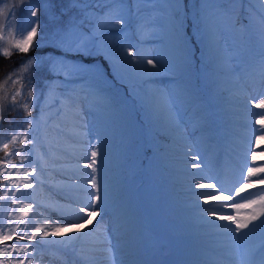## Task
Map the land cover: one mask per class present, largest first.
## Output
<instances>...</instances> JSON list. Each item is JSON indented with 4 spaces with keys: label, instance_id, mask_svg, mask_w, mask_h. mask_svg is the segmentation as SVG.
Masks as SVG:
<instances>
[{
    "label": "rangeland",
    "instance_id": "obj_1",
    "mask_svg": "<svg viewBox=\"0 0 264 264\" xmlns=\"http://www.w3.org/2000/svg\"><path fill=\"white\" fill-rule=\"evenodd\" d=\"M12 2L13 0H3L0 7ZM63 2L66 6L67 0H63ZM87 2L93 5L92 14L89 16L91 24L98 23V17L102 16L107 8L95 7V4L97 2L103 4L105 0H87ZM112 2L113 0H106L108 5H111ZM203 2L204 0H189L188 2L180 0L181 13L187 11L191 20L200 19L203 22L200 24V31L195 36L201 51L197 52L196 47L189 44L188 47L192 49L195 58L179 73H161L145 80L134 79L130 75L126 61L131 58L127 57L124 51L129 45L134 46L144 55L145 62L146 59L153 56L167 61L171 58L169 50L172 47V38L163 28V20L159 18V14L164 11L162 0H145L140 4L137 3V0H123L122 14L127 24L122 31L108 29L107 36L103 38L102 43L119 65L118 69L111 68L113 76L120 83L133 84V87L126 92L123 90L114 92L108 87L110 81L107 76L105 79L99 80L91 71L76 73L71 68L61 69L58 67L56 71L60 73L59 76L55 75L54 79L47 82L45 78L41 79L48 87L34 98L37 113L34 116L36 122L31 135L35 138L36 143L35 146L31 144L26 146L30 150V160L24 161V164L26 167L29 164L34 165L37 171L34 176L29 177L34 187L23 190L26 197L24 203H33L34 205L29 216L25 219L29 221L30 225L32 221L43 223L45 218L50 216L52 209H55L56 212L62 211L63 214L71 218V222L76 221L77 215H82L74 210L89 203L88 187L83 185L84 189L81 190V185H77L73 188L74 190L66 191L75 199L71 202L68 201V207L58 205V199L54 193L59 175L58 169H70L72 165L68 161L71 146L85 145V149L82 148V151L86 153L91 150L89 147L91 141L92 145H96L102 153H105V160L111 164L112 168L105 172H109L107 175L110 180L108 184L99 176L104 171L100 169L101 172L97 173L102 195L104 186L108 187V199L98 205L104 211H101L99 216L89 222L88 228L62 233L60 237L48 238V242L44 243L43 252L37 250L34 264L44 263L47 257L53 259L52 264H72L73 260L81 263V257H84L81 250L76 251L57 242L68 240L69 237H71V244L99 241L108 235L107 233L102 234V229L107 224L105 220L107 222L109 220V223L110 220H114L119 225L117 230L128 229L121 222L120 216L116 215L115 209L124 210L132 202L136 205L143 204L142 198L146 196V193L138 191L133 187V184L142 177L144 171L150 170L151 166L165 176L166 181L163 189L169 195H172L171 193L178 183H181V180L188 179L190 181L192 173L204 177L210 184H216L217 188H221L222 186L220 187L218 182L220 177L215 175V172L213 173L214 169L211 167L200 164L198 170L194 172L186 170V162L173 159L174 155H180L187 159L192 158L191 155L173 151L177 146L187 145L188 136L196 137L213 146L214 151L217 153L218 150V154L223 156L227 164H236L241 157L250 158L254 149L247 146V151H244L240 139L247 138L249 129L246 127L252 125V120L257 118L253 113L264 111L252 108L251 103L246 99H259L264 96V84L261 83V73L264 72V68L261 66V55L264 54V36H262L260 22L261 12L264 11L261 9V5L264 4V0L262 3L237 0L235 5L231 3V0H208L207 8L202 12L200 5ZM31 3L42 5L44 0H31ZM153 4L156 5L155 8ZM245 6L249 13V22L246 24L241 21L240 13ZM129 7L131 12H129ZM27 8L26 0L25 4L19 7L15 13L17 22L25 19ZM39 19L41 28L38 30L33 47H36L37 44L40 46L50 44V40L45 37H50L51 20L43 12ZM4 22L6 24L5 33L11 30L16 38H19V32L16 30L12 18L9 17ZM21 27H26V24H21ZM142 28L143 30H141ZM7 47V42L0 40V49L3 51ZM10 50L15 51V49ZM40 56L47 58L46 55ZM197 58H199L198 61ZM122 60L124 63L120 64ZM205 61H207V66L204 65ZM65 62L68 65L81 64L82 67L93 70L101 67L98 63L85 64L73 61L71 58ZM66 72H71L68 78H65ZM49 87H51V91H49ZM25 98L27 99V97ZM207 110H210V114L203 121V114ZM242 111H247L251 120H243L241 123L238 114ZM195 117H198V122H194ZM24 127L26 129V125ZM207 129L210 130V133L206 132ZM15 131V128L5 131L1 129L0 142L1 138L8 140ZM167 132L168 134H165ZM219 135L227 140L226 144L221 143L222 138ZM235 136L239 137V141L235 139ZM92 138L93 140H90ZM16 147L20 148L21 145L17 144ZM219 148L222 152L219 151ZM24 154L28 155L29 153ZM4 155V152L0 150V159H3ZM33 158L34 162H31ZM11 159L19 167L20 158L13 156ZM86 160L83 157L76 170L91 171L83 167ZM2 167L3 165H0V168ZM223 170V168L220 170V175L221 172L223 174ZM8 171L14 177H22L24 169L17 172L11 165H8ZM7 183L0 179V184L7 185ZM18 183V180L12 182V192L15 191V185ZM80 183L82 182L78 180L77 184ZM4 190L7 188L0 189V196L3 195ZM63 190L57 188V191ZM15 194L17 197L21 195L20 192ZM186 196L187 199L178 198L175 195L170 196L173 203L165 209L170 212L185 209L184 206L191 204L193 200L192 196ZM126 200L130 201L126 202ZM17 207L11 205L10 199H0V226L7 225L8 213ZM105 211L108 212L107 219L103 218ZM240 211L243 213L247 209ZM225 214L229 213L223 211L222 215ZM15 222L19 223V221ZM161 223L157 224L161 229L156 231L157 234L154 232L155 224L150 225L148 233L158 238L164 237L166 226L162 221ZM174 225L177 227L179 224L175 223ZM14 226L15 224L8 227ZM180 226L193 228L195 222L190 221V223L178 227ZM214 229L217 230V227ZM205 230H207L206 227L203 228V231ZM225 236L227 237L226 233ZM251 237L252 234L243 239L250 242L253 238ZM179 239L182 240L181 244L184 247L192 248L199 244L190 235ZM14 242L15 238L9 244ZM24 243L35 244L38 242H19L20 245ZM229 244V240L225 242L226 246ZM241 244L243 243L241 242ZM89 245L90 248L93 247L91 244ZM204 246L202 244L201 251L206 249L207 253L204 254L210 256L207 261L202 260V264H219L226 260L232 261L234 258L242 257L240 253L234 255L229 251L222 250V252L217 242H212L209 248L205 247L204 249ZM174 250L172 249L164 257V263L169 260L173 264L179 258ZM194 250L193 254L192 252L191 254L183 253L182 256L188 259L194 258L198 254L196 248ZM41 255L43 259H41ZM255 258L257 259V256Z\"/></svg>",
    "mask_w": 264,
    "mask_h": 264
},
{
    "label": "snow or ice",
    "instance_id": "obj_2",
    "mask_svg": "<svg viewBox=\"0 0 264 264\" xmlns=\"http://www.w3.org/2000/svg\"><path fill=\"white\" fill-rule=\"evenodd\" d=\"M26 0H13L11 4H4V7H0V40H5L8 47L3 50L5 57H10L12 51L15 49L19 53H29L33 47V42L37 38L38 30L41 28V21L39 19L40 14L43 12L52 23V30L50 37L46 36L45 39L50 40L48 47L44 49V53L47 58H42L40 55L30 57L23 63L19 72L25 73L32 71L33 75L36 72L43 70L48 71L56 76L60 73L56 71L59 67L61 69L71 68L76 73L81 71H91L93 75L99 80H103L107 76V68H119V65L111 52L102 43L103 38L107 36L108 29H115L122 31L126 26L127 21L122 14L124 7L123 0H113L111 5L106 3L95 4V7L107 8V11L103 12L102 16L98 17V23L91 24L89 16L92 14V4L87 0H67L65 6L63 0H44L42 5H35L31 3V0H27L28 8L27 15L23 21L17 22L15 19V13L19 7L25 4ZM145 0H137V3H144ZM3 3V0H0ZM231 3L235 5L237 0H231ZM162 6L164 11L159 14V18L163 20V28L168 31V34L172 38V47L169 50L170 59L167 61L158 56L146 59L144 55L137 51L134 46L129 45L124 51L128 59L126 61L130 75L134 79L145 80L150 79L161 73H179L183 67L190 63L193 56L192 49L188 47L189 44L195 43V36L200 31V24L203 22L200 19H192L190 21L187 11L181 13L180 0H162ZM208 6V0H204L200 5V9L203 12ZM155 8L156 5L153 4ZM261 9L264 10V4L261 5ZM75 10V11H73ZM129 12L131 8L129 7ZM9 17L12 18L13 23L16 25V30L19 32V38L13 31L5 33L6 21ZM247 19V17H245ZM261 26L262 36H264V11L261 12ZM21 24H26V27H21ZM91 24V27H89ZM191 26L193 31L190 34L188 32V26ZM146 27V26H144ZM143 30V28L141 29ZM187 37V39H185ZM36 47H40L39 44ZM108 60L110 63L107 66H101L96 69H86L81 64L73 63L72 65L66 64V60L71 58L73 61H80L83 63H96L100 58ZM122 60L120 64H123ZM150 66V67H149ZM261 66L264 68V54L261 55ZM16 76L13 79V76ZM71 75V72H66L65 78ZM11 81L13 86L20 85L9 94L0 96V124L3 123L4 106L8 105V111H22L23 118L20 123L15 120L10 121L16 131L10 135L7 142H3L0 145V150L4 152V158L0 159V179L8 182L7 185L0 184V189L7 188L3 191V195L0 199H10L11 205L18 206L8 213L9 219L7 225L0 226V264H34L37 250L43 252L44 243L48 242L50 237H60L62 233H70L73 230L79 231L82 228H88L89 222L96 216L100 215L104 209L98 205L102 201L108 199V187L105 185L103 188V195L101 194V185L97 180V160L102 153L96 145H92L89 142L90 152L87 154L86 163L83 165L85 169L91 171L87 174V183L91 185V189L87 191L89 197V203L86 206H81L74 211L82 214L77 215L75 222H63L56 221L54 223L48 222L45 218L43 223L32 221L31 225L25 218L29 216L30 210L33 209V203H24L26 198L24 191L26 189H32L34 187L33 182L29 179L30 176L36 174V167L29 164L27 167L24 161L30 160V150L26 147L31 144L35 146V138L32 137L31 131L35 127L36 118L33 116L32 109L36 107L34 98L36 97L35 88L32 87L27 91V99L25 98L24 91V78L14 70L9 73L5 79L4 84ZM29 84H32L31 79L28 80ZM261 83L264 84V72L261 73ZM4 85H0L3 88ZM51 91V87H49ZM251 103V107L255 109L264 110V96L262 98H246ZM31 101V102H30ZM257 118L255 124L260 128L257 130L259 135H255L254 139L257 146L264 142V111L259 113H253ZM26 125V129L25 126ZM21 145L17 148L16 145ZM24 153H29L25 155ZM16 156L20 158L19 167L13 163L11 157ZM264 156V152L261 153ZM197 155L192 156V161L199 160ZM251 159L256 161L257 155L255 151H252ZM8 165L16 169L17 172L20 169H24L22 177L12 176L8 171ZM193 168H199L198 163H192ZM246 177L239 182V186H235L231 189L217 188L216 184L205 185L202 180L204 177H200L194 183V187L198 189H204L208 187L213 191L202 192L198 195L204 197V202L208 203L209 200L215 199L216 205L209 209L206 213L207 216L215 217L220 221H227V224L214 225L217 228L223 229L227 234L230 246L237 252L241 248V241L243 238L249 236L258 227L264 230V189H261L259 193H249L247 196H242V193L246 189L253 186V177H256L260 184H264V166H246ZM215 179V178H213ZM19 181L15 185V191H11V185L13 181ZM227 191L229 195L223 193ZM11 192V196H10ZM16 192H20L19 197L16 196ZM255 196V198H252ZM239 198V199H236ZM235 200L233 203H219V201ZM231 208L234 211L233 214L217 215L221 209ZM241 209H252L251 212L241 214ZM105 215L107 212L105 211ZM15 221H19L16 223ZM259 221L258 224L253 222ZM15 224L14 227H8ZM23 225V227H21ZM234 225V227H233ZM251 225V228L249 227ZM7 228V230H5ZM247 230V231H245ZM108 233L102 240L98 242L106 244L104 249L108 253L109 264H123L120 257L116 255L115 246L112 244V228L105 226L102 229V234ZM15 242L9 244V241ZM20 241L26 242H38L35 244L24 243L20 245ZM57 243L64 247H69L72 243L71 237L68 240L58 241ZM259 258L256 259V252L249 253V259H241L239 264H264V237L261 239V243L258 249ZM14 253L16 254L14 256ZM41 259L43 256L41 255ZM83 264H91L92 258L81 257Z\"/></svg>",
    "mask_w": 264,
    "mask_h": 264
},
{
    "label": "bare ground",
    "instance_id": "obj_3",
    "mask_svg": "<svg viewBox=\"0 0 264 264\" xmlns=\"http://www.w3.org/2000/svg\"><path fill=\"white\" fill-rule=\"evenodd\" d=\"M208 114H210V110L204 112L202 117L203 121L206 120ZM238 116L241 120V123L243 120H251L248 117L249 114L247 111H242V113L238 114ZM198 121V117H195L194 122ZM254 122L255 120H252V125L246 127L249 129V131H247V138L240 139V144L244 147V151L247 149V146H250L252 147V149H254L253 151H255L257 155V159L255 162L252 161L251 154L250 158H247V156L239 158L236 164H227V161H225L223 156L221 154H218V150L216 153L213 146H210L206 142L192 136H188V139L186 140L187 145H182L183 147L177 146V148L173 151L175 153L187 154L191 156L198 154L200 159L197 161H192V158H182V156L180 155H174L173 159L175 161L186 162V170L194 172L198 170V168H193L192 163H198L199 165L205 164L206 166L211 167L212 169H214L212 170L213 173L215 172V175L217 174V176L220 177L218 182L220 187L222 186V188L224 189H231L235 186H239V182H241L242 179L246 177V166H264V156H261V153L264 152V142H261V144L257 146L254 136L255 133L256 135L260 134V132L257 131L260 126L255 125ZM209 131V129L206 130V132ZM219 137L222 138L223 144H226L227 140L223 138V136L219 135ZM235 139L239 141V137L235 136ZM74 140L76 141L77 138L75 137ZM90 140H93V138ZM84 142L86 143V140H84ZM80 147L78 145L70 147V155L68 161L72 163V167L70 166V169H58L59 175L57 178L54 193L57 196L58 205H62L63 207L65 205L68 207V201L71 202L75 200L69 195V193H66V191L73 189L77 185H81V190L84 189L82 187L83 185L88 187V190L91 189V185L87 183V174L90 171L76 170V167L80 165L82 158L84 157L87 159V154L89 153H83L82 148L85 149V145H81ZM31 162H34V158L31 160ZM97 168L98 173L101 172L100 169L104 171L103 174L101 173L102 175H97L102 177L104 179V182L108 184L110 181L107 177L109 172H105L110 171L112 167L111 164L105 160L104 155L98 157ZM222 168L224 169L223 174L221 172L220 175V170ZM183 172L186 173L185 171ZM191 177L192 179H190V181L188 179L181 180V183H178L177 187H175V189L173 190V193H171L178 198L184 197L187 199L188 197L186 195H190L193 197L191 204H186L184 206L185 209L182 208L176 212H170L165 209L167 206L173 203V200L170 197L172 195H169L168 192H164V182L166 181L165 176L157 170L153 169L152 166L150 170L146 172L144 171L142 177L135 184H133V187L138 191L146 193V196L142 198L143 204L136 205L134 202H132L124 210L119 211L115 209V211H117L116 215L120 216L121 222H123L128 227V229L117 230L119 225L115 223L114 220H110V223L109 220L108 222L107 220H105L107 223L106 226H110L112 228V244L115 246L116 255L121 258L123 264H171V261L169 260L167 261V263H164L163 259L168 253H170L172 249L176 250L177 257H179L173 264H202V260L207 261V258L210 256H208V254H204L207 253L205 247L209 248L212 242H217L220 246L221 251H229L234 255L240 253L242 256L240 259L234 258L232 261L226 260V262H222L219 264H239V261L242 258L249 259V253L252 251H255L257 259L259 258L258 249L261 243V239L262 237H264V230L258 227L253 233H251L253 238L251 237L252 241L250 240V242L243 239L241 241L243 244H241L239 252L235 251L230 246V244L226 246L225 242L228 241V237L225 236V232L223 229L217 228V230H215L214 225L227 224L228 222L220 221L215 219V217L206 215L207 211L213 208L216 205L217 201L215 199H212L209 200L208 203H205L204 197L198 195L202 192H209L213 190L208 187H205L204 189L195 188L194 183L197 179H200V176L192 173ZM252 179L254 181L253 186L246 189L245 192L242 193V196H247L249 193H259L261 189H264V184L255 182L257 180L256 177H253ZM78 180L82 183L77 184ZM191 180H193V182H191ZM202 182L206 186L210 185V182L206 179H203ZM57 188H61L64 190L57 191ZM224 195H229V192L225 191ZM252 198H255V196H253ZM128 201L126 200V202ZM225 202L233 203L235 202V200L219 201V203ZM223 211H227L229 214H233L235 210L231 208L221 209L217 213V215H222ZM251 211L252 209H247L246 212H243L241 214L243 215ZM105 217L107 219L106 215L103 216L104 219ZM47 220L50 223H54L56 221H60L61 223L71 222V218L69 216L63 214L62 211L56 212L55 209L50 210V216L47 218ZM161 221L166 226V230L163 234L164 237L158 238L153 236L151 233L149 234L148 232L150 231L151 224H155V234H157L156 231L161 230L157 225L162 224ZM190 221L195 222V226L193 228H190L188 226H186V228H183L181 226L178 227L179 225H186L190 223ZM175 223L179 225L176 227V225H174ZM253 223L258 224L259 221H255ZM205 227L207 228V230L203 231V228ZM249 227L251 228V225ZM187 235L192 236V238L196 239L199 244L192 248H189L187 246L184 247L181 244L182 240L179 238ZM102 239L103 238H101L100 240ZM89 244H91L93 247L90 248ZM202 244L205 245V250L203 252L201 251V249H203ZM106 247V244H101L98 241H84L83 243H73L69 246V248L76 251L81 250L84 258L91 257V264H109L108 253L104 251ZM195 248L198 254L194 258L188 259L182 256L184 255L183 253L191 254L192 252L193 254ZM52 263L53 259L47 257L46 261L42 264ZM72 264H83V261L81 263H78L73 260Z\"/></svg>",
    "mask_w": 264,
    "mask_h": 264
},
{
    "label": "trees",
    "instance_id": "obj_4",
    "mask_svg": "<svg viewBox=\"0 0 264 264\" xmlns=\"http://www.w3.org/2000/svg\"><path fill=\"white\" fill-rule=\"evenodd\" d=\"M186 2H188L189 0H185ZM250 2H258V3H262V0H250ZM242 11V21L243 23H248L249 22V13H248V9L247 6L241 10ZM190 17V16H189ZM245 17H247V19H245ZM190 19V18H189ZM191 21V19H190ZM188 30L189 33H192V27L189 25L188 26ZM195 39V43L194 46L196 47L197 52L201 51V47L199 45V43H197L196 38ZM49 45L46 46H40V47H32V49L29 51V53L25 54V53H19L18 51H13L12 55L10 57H5L3 55V51L0 49V85H4L3 88H0V96L5 95L6 93L11 95V93L15 90V88L20 87V85H16L13 86L11 81H8L7 84H4L6 77L8 76L9 73H12L14 70L16 71L17 74L22 75L24 78V91H25V97L27 96V91L34 87L36 94H38L39 92L43 91L46 87V84L43 83L41 81L42 78H47V80H50L53 78L52 74L49 73L46 70L40 71V72H36L34 75L32 73V71L29 72H25V73H20L19 70L21 68V66L23 65V63L25 61H27L30 57L36 56V55H45L44 53V49L46 47H48ZM197 60H199V58H197ZM97 63L100 66H107L109 65L108 61L103 59L102 57L100 59H98ZM205 66H207V61L204 62ZM107 77L110 80V85L109 88L114 91L117 92L118 90H123V91H127L128 89H130L131 87H133V84H126V83H120L112 74L111 68L108 67L107 68ZM16 76H13V79H15ZM31 79L33 81L32 84L28 83V80ZM164 102V101H161ZM32 113L33 116L36 114V107L32 109ZM4 116L5 119L3 121L2 124V130L5 131L6 129H14L15 127L10 124V121L15 120L17 123H19L22 118H23V113L22 111L19 112L18 111H8V105L5 104L4 106ZM3 142H7V140L1 138V142L0 145H2ZM2 152V150H1Z\"/></svg>",
    "mask_w": 264,
    "mask_h": 264
},
{
    "label": "water",
    "instance_id": "obj_5",
    "mask_svg": "<svg viewBox=\"0 0 264 264\" xmlns=\"http://www.w3.org/2000/svg\"><path fill=\"white\" fill-rule=\"evenodd\" d=\"M0 129H1V124H0Z\"/></svg>",
    "mask_w": 264,
    "mask_h": 264
}]
</instances>
